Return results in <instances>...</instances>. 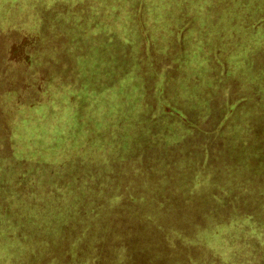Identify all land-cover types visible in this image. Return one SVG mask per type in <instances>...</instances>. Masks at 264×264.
<instances>
[{"label": "rangeland", "instance_id": "rangeland-1", "mask_svg": "<svg viewBox=\"0 0 264 264\" xmlns=\"http://www.w3.org/2000/svg\"><path fill=\"white\" fill-rule=\"evenodd\" d=\"M159 1L153 0L155 6L144 14V20L139 23L138 16L135 18L134 15H129L135 24L134 33L141 40L138 41L132 37L130 42L128 41L130 44L127 45L125 35L122 33L123 26L109 28L110 32L108 31L110 25L123 21L121 14L117 16L118 9L123 11V7L116 5V1L88 0L86 5L83 3L79 6V0H0V165L7 173L2 174L1 178L8 179L18 168H25L33 174L34 178L41 174L45 175L49 184V186L47 183L39 184L36 180V183L27 190L26 201L37 199L35 192L48 189L49 192L54 193L60 189L56 185L66 186L68 182L64 172L58 175L61 170L59 164H66L71 159L75 162L76 159L93 158V164L98 168L92 172L96 174L95 177H98L97 174L102 175L111 171L109 176L113 177V181L108 182L107 189L112 190L115 177L129 167L130 161L128 159L119 167L112 166L105 170L99 160L112 161L116 152L112 150L115 146L113 142L119 143L120 135L125 136V134L117 131L111 144L110 142L101 144L96 138L106 131L107 124L117 122L115 118H112L113 116H110L111 113V115H119L120 118L124 115L128 116L125 120L127 119L128 123H134L129 124L132 127L128 126L130 128L128 131L131 134L136 133L131 130H136L142 122L144 116L142 113L147 106H142L141 111V108L136 111V119H133L135 117L133 114L128 115L124 109L133 111L134 108L131 107H135L134 103L137 99L135 94L140 86V80L137 78L141 74L150 80L148 84H145L144 80L143 83L141 81V94H152L156 113L161 104L157 101L156 79L159 78L158 73L164 75L168 71L167 83L162 91L163 103H170L181 109L187 117L195 119L198 112L181 105L184 104L181 96L174 93L178 90V85L175 81H170L171 77H174L171 56L173 60H177V66L182 68V71H176L177 76L187 75L191 70L201 74L203 81L198 87L195 86V91L202 94L204 98L209 95V105L213 106L214 113H218L219 109H223L227 103L233 102L236 95L244 92L245 101L234 106L233 113L226 124H230L231 129H239V125L243 127V132L240 137L238 133L237 138L239 141L247 139L249 142L245 144L248 149L252 147L253 142L255 143L250 130L242 137L247 131V125L250 126L254 119L257 120L262 116L260 104L263 100L253 104L251 98H246L250 93L253 74L250 75L251 68L245 65V62L251 56L237 53L234 57V54H230L228 50L231 48L238 50L240 46H246V48L248 45L254 46L251 38L255 31L263 42L260 45L264 48V0H244L243 6L240 0L239 2L238 0H204L203 3L192 7L187 12L185 7L180 12L173 10L169 3V7L163 14L157 9ZM228 1L230 3L224 6ZM236 2L240 3L241 7ZM94 20L97 21V26L92 25ZM143 21L148 26L143 24ZM256 21L258 24L255 27L251 26ZM182 29L184 31L180 33ZM22 34L32 38L34 34L37 35L36 47L31 44L29 48L26 47V53L22 51L16 55L13 52L11 56L10 51L16 50L19 45L23 47L27 43L24 42L26 40L23 39ZM63 35L64 39H62ZM179 36L180 39H178ZM37 47L41 50L37 58L39 67L31 72L27 70L29 63L24 64L23 58L29 57L31 60L33 54L39 52ZM203 47L213 52L207 54L203 52ZM210 54L212 56L216 54L213 60H210ZM158 55H161L159 57L160 60L162 59L161 62L154 59ZM216 60L223 63L224 68H228L226 70L229 71L228 75L219 71L221 69ZM251 62L252 64L255 62V65H252L254 68H260L261 65L264 67L262 49L251 58ZM56 69H58V75L55 74ZM206 78L209 82L214 79L215 81L212 82L214 84L220 79L218 89L213 91L215 93L212 92V87L208 89L204 86ZM49 79H53L50 84L46 83ZM179 90L181 92L187 90V84L184 83ZM73 91L77 92L79 97L73 95ZM259 91H261L260 96L263 97L264 88L259 87ZM126 99L134 102L132 106L129 103L119 105ZM117 106L121 109H115ZM234 117L237 120L234 121ZM145 120L148 118L145 117ZM176 124L179 125V123ZM122 125L126 123L123 122ZM152 125L139 130L142 132V138L133 139L128 143V151L132 152L133 149L136 151L133 156L140 155L144 159L147 157L146 160L150 163L157 162L155 160L158 155L165 156L160 152L166 153L167 156L171 153L166 148L159 152L155 150L158 149L156 146L144 150L141 148L143 141L141 139H146L148 142L157 141L163 129L167 130L168 134L176 131L184 132L181 125L172 124L171 127L167 123L163 127L154 123ZM110 132L109 128L108 134ZM85 133L89 136H84ZM234 134H237L236 130ZM55 136L57 139L51 145ZM77 143L86 145L88 150L80 153L73 151ZM177 147L182 151L179 144ZM209 148L212 147L209 145ZM248 149L244 150L246 156L250 152ZM212 150L214 161H211V164L215 165L216 170H228L230 164L227 165L225 162L228 158L221 157V153L227 155L225 146L219 144L218 148ZM180 155L185 156L183 151ZM16 160L19 164L11 172L15 165L13 161ZM135 162L140 161L135 159ZM234 164L237 166L236 162ZM174 167L168 170L176 171L177 167L175 169ZM241 168L238 165L237 170ZM52 170L56 171L53 177L55 182L50 185L48 173ZM229 170L234 171V168L231 167ZM260 181L262 184L264 177ZM122 185L120 183V186ZM243 187L246 185L243 184ZM248 189H251L249 185ZM147 204L138 203L135 207H127V203L122 198L116 199L108 212L102 215L104 223L102 226L105 228L98 233L111 241L118 234H127L124 236V241L128 244L130 257H141L137 260L140 262L146 260L144 258L148 253L145 252H149L148 249L157 251L150 240L156 234L159 239V242L155 241L159 244L157 248H162L161 250L170 255L173 254L174 259L178 261L196 256L199 264L264 263V199L260 203L254 202L250 208L256 211L253 210L248 221H241L239 226L236 225L234 228L229 226L214 230L198 225L188 227L186 233L190 234L194 242L189 246H180L176 241L177 245L171 242L170 246H166V241L162 240L161 236H166L167 228H170L166 220L168 215L154 214L149 226L143 220L145 213L151 214L146 207H152V205L150 203L147 206ZM158 222L162 226L161 236L155 229ZM139 224L140 229H138ZM127 225L129 227L136 225L137 229L133 226L134 230H128ZM132 231L134 233L131 236ZM187 234L185 235L188 237ZM57 238L49 246L38 244L31 248L27 253L26 264H83L77 255L73 256L64 252L63 245L68 238L62 236ZM108 244L101 248L99 243L97 252L100 256V264L108 262L117 255L119 245L114 243L115 246H111V242ZM175 247H177L176 255L172 252Z\"/></svg>", "mask_w": 264, "mask_h": 264}, {"label": "trees", "instance_id": "trees-1", "mask_svg": "<svg viewBox=\"0 0 264 264\" xmlns=\"http://www.w3.org/2000/svg\"><path fill=\"white\" fill-rule=\"evenodd\" d=\"M79 1V6H81L83 3L86 5V1L88 0ZM110 1H116V5H121L123 7V11L118 9L117 14V16L119 14L122 15L123 21L122 23L117 21L116 24L110 25L108 31L110 32L111 28L123 26L122 33L125 35L127 45L130 44L128 41L130 42L132 37L140 41L141 38L134 33L135 24L132 19H130L129 15L132 14L135 18L138 16V23L144 20V14L155 6L153 5V0ZM243 1L244 0H240L242 6ZM203 2L204 0H160L157 4V9L163 14L166 8L169 7V3H171L173 10L175 9L180 12L184 10L185 7L187 12L189 9H192V7L198 6ZM238 2L236 3L241 7ZM228 3H230V1L226 2L224 6ZM142 23L147 25L145 21ZM257 24L258 21L250 25L255 27ZM92 25L97 26V21L95 22L94 20ZM180 31V33H183L184 30L182 29ZM181 35L182 34H180V36ZM22 36L23 39L26 40L23 41L27 43L24 44L23 47L19 45L16 50L10 51L11 56L13 52L16 55L20 54L22 51L26 53V47L29 48L31 44L36 47L37 35L34 34L33 38L31 36V38L25 36V34H22ZM180 36L178 39H180ZM64 38L63 35L62 39ZM110 38L111 37H109V39ZM252 38L251 40L254 46L248 45V48H246V46H240L238 50L236 48L228 50L230 54H234V57L237 53H241L243 56L247 54V57L251 56L247 58L245 62V65L251 68L250 75L253 74V76H251L252 85L250 86V93L246 98H251L252 103H259L263 100L262 104H260L262 116L257 120L254 119L250 126L247 125V131L242 136L244 137L247 135L250 130L252 139L255 141L251 148L248 149L247 144H245L249 142L247 139L239 141L237 138L238 133H240V137L243 132V127L241 125H239V129H235L233 126L232 128L234 129H231L230 124H226L230 115L233 113L234 106L245 101L244 92L236 95L233 102L227 103L223 109H219L218 113H214L213 106L209 105V95H207V99L204 98L202 94L195 91V86L198 87L203 81L201 74L199 75L194 72L195 70H191L187 75L177 76L176 71L180 72L182 68H180L179 65L177 66V60H173L171 56L174 77L172 76L170 81H175L178 85V90L174 93L181 96L182 102H184V104L182 103L181 105L190 108L189 110L194 109L198 112L196 115L197 117L195 119L189 118L181 109L172 106L170 103H163L162 91L167 83L168 71L164 75L158 73L159 78L156 79L158 85L156 94L157 101L158 103L159 101L161 102L160 107L157 109V113L155 112L156 104L152 99V94H141V81L143 83L144 80L145 84H148L150 81L148 80L149 78L143 77V74L138 76L137 79L140 80V86L137 89V94H135L137 97L136 102L134 103L130 99H126L124 102L119 103V105L129 103L130 106H132L133 103L135 104V107H131L134 108L133 111L124 109L128 115L130 114L132 116L133 114V116H135L133 119H136L137 110L141 108V111L144 106H147L145 112L142 113V115L144 114L143 119L141 116L142 122L136 127V130H131L136 133L133 132V134H131L128 131V129L130 130L129 127H132L129 124H134L133 122L128 123L127 119L125 120L128 116L124 115L123 118H120L119 115L115 116L116 114L111 115V113L110 116H113L112 118H115L117 122L107 124L106 131L96 138L101 144L106 142H110L111 144L117 131H119L120 134H125V136L120 135L121 138H119V143L116 141L113 142L115 146L112 150L116 152L112 161L108 160L105 162V160H99L105 167V170H108L112 166L119 167L122 162L128 159L130 161L129 167L125 168L121 174L115 177L112 190L109 191L107 189L108 182L111 183L113 181V177L109 176L112 173L111 171L105 172V174L103 173L102 175L97 174L98 177H95L96 174L92 172L97 167L93 164V158L90 160L76 159L75 162L71 159L66 164H59L61 165L59 168L61 170L58 172V175L64 172V176L68 182L66 186L62 187L55 184L60 188L59 191L52 193L49 192L48 189H44L43 192H35V194H37V199L26 201L27 190H29L31 185L36 183V180L39 181V184H45L47 183V177L41 174L39 177L34 178L33 174H30L29 170L25 168H18L16 172H13L19 164L16 160L13 161V164H15L14 169L10 170L13 172L11 173L12 175L4 180L1 178V175L7 173L2 165H0V264H26L27 253L31 248L36 247L38 244L49 246V244L53 243V241L60 236L68 238L66 244L63 245L64 252L73 254V256L77 255L83 264H100V256L97 252L99 243L102 248L110 242L111 246H115V244L119 245L116 253L117 255L104 264H199V259L196 258V256L189 259L185 257L186 260L181 259V261H178L174 259L175 257L173 254L170 255L166 251L161 250L162 248H157V246H159V239L156 234L151 237L150 240L157 251L148 249L149 252H145L148 254H146L144 258L146 260L144 262L137 261L140 260L141 257H130L128 244L124 241V236L127 234H118L116 235L117 237L115 236L114 239L112 238L115 244L110 239L103 238V236L98 233L105 228V226H102V224L104 225L102 215L108 212L113 201L118 198H122V200L127 203V207H135L138 203H141V205L148 203V206L151 203L150 205H152V207H146L148 211H151V214L145 213V216H143V220L146 224L150 223V219L152 217L154 218V214L160 215L162 213L168 215L166 220L170 228H167L168 232L166 236L160 233L162 226L159 222L155 227L159 232L158 235H162V240L166 241V246H170L171 242H174L175 245H177L176 242H179L180 246H189L193 244L194 242H192L190 234L186 233L188 227L198 225L214 230H221L229 226L234 228L236 225L239 226L241 221H248L254 210L250 208L251 205H253L254 202L260 203L264 199V181H262L263 185L260 181V179L264 177V95L263 97L260 96L261 91H259V87L264 88V67L261 65L260 68H254L255 62L253 64L251 62V58L257 55L261 49L264 52V48L260 45V43L263 42L256 34V31L253 33ZM173 39L171 40L173 41ZM37 50L39 52H35L31 60L29 57L26 58L27 60L23 58L24 64L29 63L27 70L31 72L35 70L36 67L37 69L39 67L37 58L41 50L38 47ZM203 52L209 54L213 52V50H208V48L204 49L203 47ZM24 55L26 56L27 54ZM215 55L212 56V54H210V60H213ZM159 57H161V55H158V57L156 56V58H154L155 61L158 60L161 62L162 59L160 60ZM138 59H140V54H138ZM216 61L219 64V69H221L219 71H222L224 75H228L229 71H226L228 68H224L223 63L219 60ZM54 71L56 75L59 74L58 69ZM255 80L261 81L255 82ZM52 81L53 79H49L46 83L50 84ZM213 81L215 80L212 79L209 82L206 78L204 84L208 89L212 87V92L218 89L220 79L216 81V84L212 83ZM184 83L187 84V90L181 92L179 88ZM63 88H65V86H63ZM72 94L79 97L77 96V92L73 91ZM56 106H60V104H56ZM117 108L121 109L119 106L115 107V109ZM145 117H147L148 120H145ZM235 120H237V118L234 117V121ZM123 122H125L126 125H122ZM204 122L205 124H203ZM153 123L162 127L165 123L170 124L169 127H171L172 124L177 125L176 123H179L177 126L181 125L184 132L176 131L173 134H168V131L163 129L159 137H157L158 139L156 138L157 141L148 142L146 139H141L143 140L141 148L144 150L148 147L152 146L154 148L156 146L158 149L155 150L159 152L166 148L168 152L171 153L167 156L166 153L160 152L165 156L162 157L158 155V158L155 160L157 162L150 163L146 160L147 157L144 159L140 155L133 156L136 151L133 149L132 152H129L128 143L133 139L142 138V132L139 130H144L145 126V128L148 126L152 127ZM109 128L111 132L108 134ZM235 130L237 134H234ZM126 133L129 134L127 135ZM84 136H89V134L85 133ZM56 139L57 137L55 136L51 145ZM178 144L185 156L180 155L182 151L178 149ZM219 144L224 145L227 150V155L221 153L222 159L228 158L225 162H227V165L230 164L231 166L228 165L229 168H234V171H230L229 168L228 170L224 169L225 171L218 169V171L215 169V165L213 166L211 164V161H214L212 158V149L218 148ZM209 145L212 148H209ZM246 149L250 150L248 156L244 155V150ZM72 150L80 153L84 150L87 151L88 148H86V145L77 143L76 149ZM126 151L128 152L125 154ZM176 153L179 154L177 155ZM135 159L140 162H135ZM234 162L237 163V166ZM227 165H225V167H227ZM238 165L242 167L239 170H237ZM174 166L177 167L176 171L168 170V168ZM163 169L168 171L165 170V173ZM66 172L68 173L66 174ZM48 174L50 176L48 182L50 185L54 184L55 180H53V177L56 171L52 170ZM120 183L122 186H120ZM243 184H245L246 187H243ZM248 185L251 189H248ZM117 189L118 192H116ZM143 224L144 223H142V225ZM133 226L129 227L127 225L126 229L134 230V227L137 229L136 225ZM140 228L139 224L138 229ZM133 233L134 231H132L130 235L132 236ZM143 233L146 235L145 232ZM185 234H187L188 237ZM146 243L148 242L146 241ZM174 249L172 252L176 255L177 247ZM259 264L264 263L261 262Z\"/></svg>", "mask_w": 264, "mask_h": 264}]
</instances>
